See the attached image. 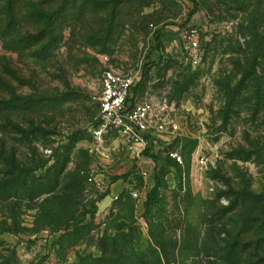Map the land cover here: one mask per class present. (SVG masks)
I'll return each mask as SVG.
<instances>
[{
  "label": "rangeland",
  "instance_id": "obj_1",
  "mask_svg": "<svg viewBox=\"0 0 264 264\" xmlns=\"http://www.w3.org/2000/svg\"><path fill=\"white\" fill-rule=\"evenodd\" d=\"M194 1L0 6V171L46 190L0 199V264H264V0ZM38 12L54 40L8 49ZM106 68L176 131L105 126Z\"/></svg>",
  "mask_w": 264,
  "mask_h": 264
},
{
  "label": "built area",
  "instance_id": "obj_2",
  "mask_svg": "<svg viewBox=\"0 0 264 264\" xmlns=\"http://www.w3.org/2000/svg\"><path fill=\"white\" fill-rule=\"evenodd\" d=\"M187 36L194 37L195 30L190 29ZM137 81L135 76L112 68L104 69L100 78L98 118L105 126L117 128L128 142L145 146L152 138L159 139L167 131H176L177 125L155 112L150 101L135 99L132 104L128 102L131 87Z\"/></svg>",
  "mask_w": 264,
  "mask_h": 264
},
{
  "label": "trees",
  "instance_id": "obj_3",
  "mask_svg": "<svg viewBox=\"0 0 264 264\" xmlns=\"http://www.w3.org/2000/svg\"><path fill=\"white\" fill-rule=\"evenodd\" d=\"M193 3V8L190 10V12L187 14V17L190 18L191 15L197 10L198 6L196 5L194 0H189ZM5 4V15L4 18H6L5 22H8V24L11 23V20L13 19V14L10 11L11 7V0H0V6H4L2 4ZM52 16L53 14H50L49 16H46L43 13H37L36 17L39 18L38 20L33 21V27L32 29H28L19 36L15 37L14 39H11V42H9V48L8 49H17V48H23V49H31L36 46L43 45L44 41H53L54 37H52V31H51V24H52ZM43 23L40 22V19H43ZM139 86V82H136L131 87V95L128 98V102L132 104L134 100L136 99V92L137 88ZM1 109L7 110L8 106H6V103H3V106ZM11 158V159H10ZM4 157L8 169L1 170L2 175H6V177L2 180H0V199L6 200V199H12L16 198V200H23L27 199L28 201H32L33 199L39 197L41 194L45 193V189L41 187L39 184L35 185L34 183H31V187H28L27 181L25 180V177L23 174L26 172H22L21 170H18L15 168V166L12 164V159L14 157ZM35 181V178L33 179ZM79 185H81V182L79 181ZM157 185H154L152 189L146 194V203L150 204L156 193ZM75 224V228H76ZM75 232L77 230L73 231L71 233L72 241L70 245H75L76 241L78 240V237L75 236Z\"/></svg>",
  "mask_w": 264,
  "mask_h": 264
}]
</instances>
